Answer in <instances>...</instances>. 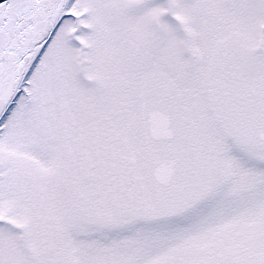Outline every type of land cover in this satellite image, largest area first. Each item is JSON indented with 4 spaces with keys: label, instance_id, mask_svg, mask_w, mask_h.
<instances>
[{
    "label": "snow or ice",
    "instance_id": "obj_1",
    "mask_svg": "<svg viewBox=\"0 0 264 264\" xmlns=\"http://www.w3.org/2000/svg\"><path fill=\"white\" fill-rule=\"evenodd\" d=\"M0 264H264V0H0Z\"/></svg>",
    "mask_w": 264,
    "mask_h": 264
}]
</instances>
